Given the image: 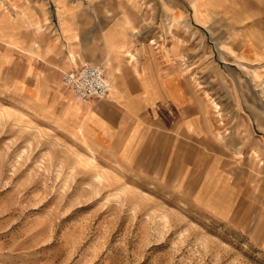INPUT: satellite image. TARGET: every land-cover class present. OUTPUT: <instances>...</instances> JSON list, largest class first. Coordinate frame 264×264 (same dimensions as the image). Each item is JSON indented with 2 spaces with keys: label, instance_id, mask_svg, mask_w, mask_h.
<instances>
[{
  "label": "rangeland",
  "instance_id": "1",
  "mask_svg": "<svg viewBox=\"0 0 264 264\" xmlns=\"http://www.w3.org/2000/svg\"><path fill=\"white\" fill-rule=\"evenodd\" d=\"M208 12L207 24L175 38L188 40L179 69L218 125L232 113L216 110L234 103L231 71L247 73L242 101L264 103V0H210ZM61 74L32 94L0 68V250L18 255L12 262L264 264L260 242L230 217L233 185L220 193L230 216L220 215L217 181L207 206L183 167L147 174L99 145Z\"/></svg>",
  "mask_w": 264,
  "mask_h": 264
},
{
  "label": "crops",
  "instance_id": "2",
  "mask_svg": "<svg viewBox=\"0 0 264 264\" xmlns=\"http://www.w3.org/2000/svg\"><path fill=\"white\" fill-rule=\"evenodd\" d=\"M209 7L210 0H0V68L40 94L56 72L103 65L113 88L85 103L87 135L147 174L183 167L207 206L217 181L220 215L230 216L220 193L233 185L230 217L264 248V103L242 101L251 93L241 87L247 73L231 71L234 103L216 102V110L232 113L217 125L178 66L190 45L177 32L207 24ZM15 256L0 250V264H16Z\"/></svg>",
  "mask_w": 264,
  "mask_h": 264
},
{
  "label": "built area",
  "instance_id": "3",
  "mask_svg": "<svg viewBox=\"0 0 264 264\" xmlns=\"http://www.w3.org/2000/svg\"><path fill=\"white\" fill-rule=\"evenodd\" d=\"M62 80L74 97L83 103L107 97L113 88L112 81L106 75V68L91 63L66 70Z\"/></svg>",
  "mask_w": 264,
  "mask_h": 264
},
{
  "label": "bare ground",
  "instance_id": "4",
  "mask_svg": "<svg viewBox=\"0 0 264 264\" xmlns=\"http://www.w3.org/2000/svg\"><path fill=\"white\" fill-rule=\"evenodd\" d=\"M78 101V100H77ZM79 102V101H78Z\"/></svg>",
  "mask_w": 264,
  "mask_h": 264
}]
</instances>
